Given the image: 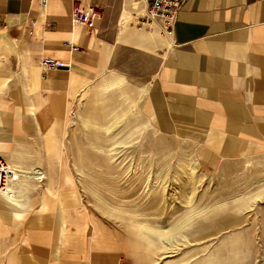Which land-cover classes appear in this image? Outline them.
Instances as JSON below:
<instances>
[{"label": "crops", "instance_id": "crops-1", "mask_svg": "<svg viewBox=\"0 0 264 264\" xmlns=\"http://www.w3.org/2000/svg\"><path fill=\"white\" fill-rule=\"evenodd\" d=\"M78 1L102 12L93 27L73 22ZM134 1L0 0V156L15 175L0 194V264H137L125 231L80 200L63 135L79 87L117 48H165L146 110L204 165L264 157V0H186L168 33L142 23Z\"/></svg>", "mask_w": 264, "mask_h": 264}, {"label": "rangeland", "instance_id": "rangeland-1", "mask_svg": "<svg viewBox=\"0 0 264 264\" xmlns=\"http://www.w3.org/2000/svg\"><path fill=\"white\" fill-rule=\"evenodd\" d=\"M164 50L117 48L79 87L63 134L79 198L125 231L137 264H264V157L207 166L192 141L160 131L144 97Z\"/></svg>", "mask_w": 264, "mask_h": 264}, {"label": "built area", "instance_id": "built-area-1", "mask_svg": "<svg viewBox=\"0 0 264 264\" xmlns=\"http://www.w3.org/2000/svg\"><path fill=\"white\" fill-rule=\"evenodd\" d=\"M144 8L139 20L146 25L159 24L164 33L173 29L180 9L186 0H139ZM47 0H42L45 5ZM102 16V12L92 6H83L80 1L73 4V22L93 27L94 21ZM41 65L44 68H54L62 66L56 59L43 58ZM22 172H20L21 174ZM14 175V168L8 161L0 156V194L11 191V181Z\"/></svg>", "mask_w": 264, "mask_h": 264}, {"label": "bare ground", "instance_id": "bare-ground-1", "mask_svg": "<svg viewBox=\"0 0 264 264\" xmlns=\"http://www.w3.org/2000/svg\"><path fill=\"white\" fill-rule=\"evenodd\" d=\"M132 1V4L134 5L133 7L134 8H136L137 9V6H138V4L134 1V0H131ZM135 2V3H134ZM143 11H144V8H143ZM129 15H131V10L130 9H128L127 7H125L124 9H123V12H122V16H121V21L122 22H124V20L126 19V18H128L129 17ZM131 17V16H130ZM156 24V23H155ZM157 25H159V24H157ZM160 26V25H159ZM124 27L125 26H123L122 25V30L124 29ZM116 83H119V79H117L115 82H113V83H111V85H114V84H116ZM115 87V86H114ZM89 88V87H88ZM88 88H86V89H84L82 92V96L83 97H85V95H86V93L88 92L87 91V89ZM85 122V121H84ZM86 122H88V121H86ZM111 126H109L108 125V127H106V133H108L109 135H110V132H111ZM112 133V132H111ZM112 136V135H111ZM120 144H121V142L120 141H118ZM117 143V142H116ZM117 144V145H120V144ZM114 145H115V143H114ZM121 147V146H120ZM119 147V148H120ZM117 146H115V147H113V148H111L110 149V152L108 153L103 147L102 148H100V150L104 153V154H106V155H115L116 154V151L119 149V148H117ZM115 153V154H114ZM118 154V153H117ZM115 157V156H114ZM113 157V158H114ZM116 159V158H115ZM117 160V159H116ZM247 165H249V163H247ZM181 187L182 188H186L185 186H186V181L184 180V181H182L181 182ZM181 188V189H182ZM93 190V189H92ZM91 190V191H92ZM183 191V190H182ZM96 193V192H95ZM12 195V194H11ZM12 197V196H11ZM190 201V199L189 200H187V202H189ZM103 211H105V210H103ZM175 229V228H174ZM158 234H159V236L162 238V240L164 241V236H165V233H162V232H158Z\"/></svg>", "mask_w": 264, "mask_h": 264}]
</instances>
